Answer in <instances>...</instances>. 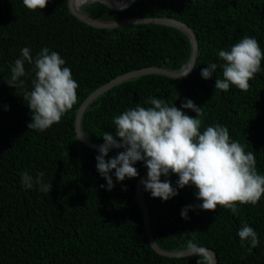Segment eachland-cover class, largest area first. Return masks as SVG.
Instances as JSON below:
<instances>
[{
	"label": "trees",
	"instance_id": "16d2710c",
	"mask_svg": "<svg viewBox=\"0 0 264 264\" xmlns=\"http://www.w3.org/2000/svg\"><path fill=\"white\" fill-rule=\"evenodd\" d=\"M83 10L102 19L176 18L199 39L197 62L187 77L139 75L95 98L82 120L91 140L104 143L105 132L115 135V117L137 105L151 107L146 103L150 98L176 107L190 99L202 107L201 133L208 126L227 127L233 141L254 153L257 172L264 175V60L247 91L215 89L225 63L219 51H230L245 36L254 37L264 51V0H137L122 11L93 1ZM25 47L34 60L45 47L59 53L79 84L76 105L44 131L29 129L31 109L23 97L33 89L35 65L25 61L24 83L17 89L6 82ZM191 52L189 35L175 26L99 28L76 17L69 0H49L46 8L35 11L22 0H0V264H197L199 256L168 257L152 247L137 200V183L147 172L144 162L134 165L137 178L117 181L113 170L115 187L109 191L97 170L98 149L87 146L76 131L77 112L93 91L135 69H181ZM211 63L217 70L205 80L201 69ZM182 111L197 116L190 109ZM118 151L122 149L111 150L106 159ZM24 172L33 177L43 173L52 191L26 189ZM161 179L176 188L179 177ZM178 191L163 201L145 190L153 234L163 248L183 250L191 241L215 250L219 264H264V197L255 205L238 204L236 213L221 206L215 211L190 209L185 219L182 209L201 201L195 186ZM243 222L260 241L251 251L250 243L244 241L242 247L238 236Z\"/></svg>",
	"mask_w": 264,
	"mask_h": 264
},
{
	"label": "clouds",
	"instance_id": "9594fccd",
	"mask_svg": "<svg viewBox=\"0 0 264 264\" xmlns=\"http://www.w3.org/2000/svg\"><path fill=\"white\" fill-rule=\"evenodd\" d=\"M29 10L44 9L49 0H22ZM82 2V0H81ZM89 3V2H88ZM219 57L225 61L222 77L216 78L215 89L227 92L230 86L241 91L250 88V80L261 71L264 51L254 37L245 36L234 44L230 51L221 50ZM25 61L35 65L33 89L23 97L31 109L29 129L44 131L61 121L62 117L73 109L78 100L79 84L73 79L65 60L55 51L43 48L35 60L31 50H21V58L11 67V77L6 82L10 87L23 85L21 77L26 74ZM194 66H190L182 77H187ZM217 64L211 63L201 69V76L207 80L213 77ZM151 107L137 105L114 118L115 135L105 132L104 143L98 148L97 170L107 181V190L117 181L137 178V162H144L147 179L142 180L146 191L152 197L168 201L179 194L178 189L195 186L197 200L201 203L188 205L181 211V216L188 219L189 210L202 209L215 211L217 206L238 211L237 205L257 204L264 197V175L256 169V156L246 152L245 146L230 138L225 126H208L201 133L202 107L186 99L181 107L169 106L163 98H150ZM182 109H190L197 116L186 114ZM112 149L117 155L106 159ZM175 174L179 177L174 188L170 180L162 181V176ZM43 173L33 177L28 172L22 173V185L26 189L38 186L39 191L47 194L52 191V183L43 182ZM100 187L104 188L105 185ZM242 242L250 243L251 249L259 244L257 232L247 222L242 223L238 231ZM188 248L193 255L199 256L197 264H215L214 255L206 248L198 247L189 241Z\"/></svg>",
	"mask_w": 264,
	"mask_h": 264
},
{
	"label": "water",
	"instance_id": "95a60500",
	"mask_svg": "<svg viewBox=\"0 0 264 264\" xmlns=\"http://www.w3.org/2000/svg\"><path fill=\"white\" fill-rule=\"evenodd\" d=\"M75 0H69V5L72 13L81 19L82 21L95 26L99 28H115L119 26H124L128 24H137V23H157V24H165V25H170V26H175L183 31H185L192 43V52L190 55V59L188 63L185 65V67L178 69V70H172L164 67H155V66H148V67H143L139 69H135L132 71H129L127 73H124L122 75H119L109 81L108 83L102 85L95 91H93L87 99L82 103L80 106L78 112H77V117H76V131L78 133L79 138L89 147L98 149L99 146L103 143H98L93 140H91L83 131L82 127V120H83V115L90 105V103L97 98L99 95L102 93L106 92L107 90L111 89L112 87L118 85L119 83L126 81L130 78L139 76V75H144V74H153V73H159V74H164L168 75L171 77H182V74L190 67L196 65L197 58L199 55V39L195 33V31L184 21L176 18H170V17H145V16H135V17H126V18H120V19H102L98 18L95 16H92L85 12L83 10V7H75ZM93 1H98L103 3L104 5L108 6L109 8L117 11H122L127 8H129L131 5H133L137 0H87L84 3L87 2H93ZM83 3V4H84ZM193 67V69H194ZM192 69V70H193ZM190 71V73L192 72ZM189 73V74H190ZM113 150V149H112ZM147 177V172L142 175L137 183V200L141 206V209L143 211V216H144V222H145V228H146V233L149 238V241L152 245V247L161 255L168 256V257H182V256H189L192 255V250L190 248L183 249V250H177V251H170L165 248H163L155 239L153 230H152V223H151V218H150V212H149V207L146 201L145 197V188L144 185L141 183L142 180H146ZM201 248H206L208 249L213 255L215 259V264H219V257L218 254L215 250H213L210 247L207 246H198Z\"/></svg>",
	"mask_w": 264,
	"mask_h": 264
},
{
	"label": "bare ground",
	"instance_id": "6f19581e",
	"mask_svg": "<svg viewBox=\"0 0 264 264\" xmlns=\"http://www.w3.org/2000/svg\"><path fill=\"white\" fill-rule=\"evenodd\" d=\"M87 0H75V7L79 8L84 2H86Z\"/></svg>",
	"mask_w": 264,
	"mask_h": 264
},
{
	"label": "rangeland",
	"instance_id": "374dc122",
	"mask_svg": "<svg viewBox=\"0 0 264 264\" xmlns=\"http://www.w3.org/2000/svg\"><path fill=\"white\" fill-rule=\"evenodd\" d=\"M87 3H88V2H87ZM87 3L82 4L81 7L85 6Z\"/></svg>",
	"mask_w": 264,
	"mask_h": 264
}]
</instances>
